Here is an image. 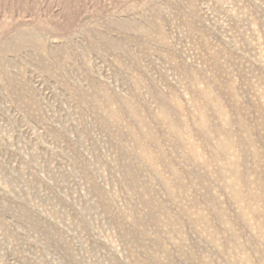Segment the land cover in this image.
Returning a JSON list of instances; mask_svg holds the SVG:
<instances>
[{
	"label": "rangeland",
	"instance_id": "obj_1",
	"mask_svg": "<svg viewBox=\"0 0 264 264\" xmlns=\"http://www.w3.org/2000/svg\"><path fill=\"white\" fill-rule=\"evenodd\" d=\"M0 264H264V0H0Z\"/></svg>",
	"mask_w": 264,
	"mask_h": 264
}]
</instances>
